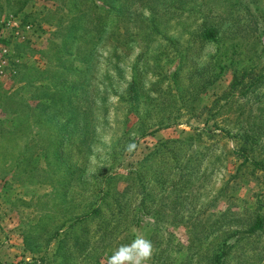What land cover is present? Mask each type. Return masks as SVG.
<instances>
[{
	"label": "rangeland",
	"instance_id": "obj_1",
	"mask_svg": "<svg viewBox=\"0 0 264 264\" xmlns=\"http://www.w3.org/2000/svg\"><path fill=\"white\" fill-rule=\"evenodd\" d=\"M0 64V264H264V0H0Z\"/></svg>",
	"mask_w": 264,
	"mask_h": 264
},
{
	"label": "clouds",
	"instance_id": "obj_2",
	"mask_svg": "<svg viewBox=\"0 0 264 264\" xmlns=\"http://www.w3.org/2000/svg\"><path fill=\"white\" fill-rule=\"evenodd\" d=\"M153 254L152 242L145 236L134 233L130 243L119 245L107 257L106 264H149Z\"/></svg>",
	"mask_w": 264,
	"mask_h": 264
},
{
	"label": "trees",
	"instance_id": "obj_3",
	"mask_svg": "<svg viewBox=\"0 0 264 264\" xmlns=\"http://www.w3.org/2000/svg\"><path fill=\"white\" fill-rule=\"evenodd\" d=\"M218 31L215 28H205L202 35V42H209V41H216L217 40V34ZM249 72L246 71L243 73V75L241 77H239L238 75H236V80L233 82L232 86H235L236 84H238L239 82H243L245 77H249ZM260 77H264V76H260ZM260 79V78H259ZM255 82H252V85ZM260 136L258 135H254V134H249L246 138V140L244 142H242V145L239 146V149L236 150V153L243 158V162L244 163H251L254 164L256 168L261 169L262 171H264V164L261 161H258L256 159L253 158V153H254V149L249 150L248 148V144L250 143L251 146L253 145H257L258 140H259ZM263 218L261 216H258L255 222V227H259L262 224ZM257 229L259 228H251L249 231V233H254ZM226 256V251L224 252H220L219 254L214 255V259L215 261L213 262V264H224L223 259H225Z\"/></svg>",
	"mask_w": 264,
	"mask_h": 264
},
{
	"label": "built area",
	"instance_id": "obj_4",
	"mask_svg": "<svg viewBox=\"0 0 264 264\" xmlns=\"http://www.w3.org/2000/svg\"><path fill=\"white\" fill-rule=\"evenodd\" d=\"M14 24L20 26L23 25V21L21 19H16L14 20ZM3 72H4L3 64H0V75L3 74Z\"/></svg>",
	"mask_w": 264,
	"mask_h": 264
}]
</instances>
